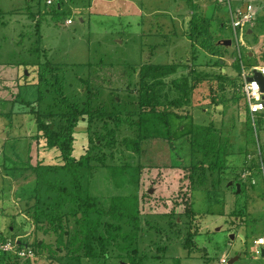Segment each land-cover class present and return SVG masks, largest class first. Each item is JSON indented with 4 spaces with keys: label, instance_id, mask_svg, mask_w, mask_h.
I'll use <instances>...</instances> for the list:
<instances>
[{
    "label": "rangeland",
    "instance_id": "374dc122",
    "mask_svg": "<svg viewBox=\"0 0 264 264\" xmlns=\"http://www.w3.org/2000/svg\"><path fill=\"white\" fill-rule=\"evenodd\" d=\"M62 2L61 9L54 12L59 0H0V231L12 228L9 239L0 240L2 255H17L20 261L15 264H30L26 262L29 258H38L40 264H131L128 257L138 247L137 258L144 259H137V264H264L261 250L257 251L261 246L253 244L254 238L264 235V117L258 118L255 126L241 86L242 67L250 72L254 65H264V0ZM231 8L252 14L241 45L230 22ZM220 23L224 24L222 28ZM224 39L232 43L225 45ZM47 60L58 73L66 98L82 107L88 99L85 83L92 80L95 90L99 89L93 106L110 110L115 105L114 96H120L122 105L118 108L125 113L131 111L135 115L131 119L143 112L139 107L142 87L138 75L142 64L176 65L177 70L165 78L168 87L163 89L170 99L180 96L179 91L168 89L176 85L175 81L187 82L189 88L198 83L191 91L190 102L175 106L167 116L181 155H173L168 139L157 138L145 143L140 160L121 143L123 136H135L125 125L112 148L103 142L95 149L96 127L89 131L85 119L74 130L73 154L80 157L89 145L92 150V169L82 170L85 195L99 196L100 205L107 209L113 195L138 192L142 214L150 224L142 220L141 234L131 243L129 252L121 249L129 244L121 233L134 230L133 226L126 222L121 227L113 225L118 232L114 237L108 217L103 219L100 238L94 243L95 257H89L84 249L74 250L78 246V225L72 216L65 219L70 234L64 250L38 253L34 246L40 240L53 249L58 245L54 227L46 232L43 219L37 224L30 215L36 208L52 210L58 194L48 191L46 195L42 189L41 199H30L28 192L36 181L28 167L39 162L60 164L62 159L56 151H46L43 132L33 133L37 123L27 113L31 104L22 106L18 97L22 100L19 91L25 64L29 65V75H36L32 64L40 63L43 71ZM50 77L45 74L43 78ZM41 88L44 97L40 104L34 103L38 101V89H29L24 96L38 108L36 116L64 110L65 103L63 107L54 105L60 93ZM199 124L214 132L215 154L225 145L226 160L222 163L216 155L210 156L199 169L192 190L188 180L182 184L184 173L178 163H190L193 153L189 138ZM88 132L93 137L90 144ZM202 158V152H197L195 161ZM139 161L144 164V172L138 190L130 183L118 186L115 179H110L107 166L136 165ZM59 175V183L70 186L71 176L64 170ZM18 182L28 189L18 188ZM237 183L241 184L240 191ZM73 208L78 204L67 202L61 213H70ZM172 211L174 217L188 214L170 226ZM191 211L197 213L194 219ZM190 226L195 234L194 248L186 246ZM223 258L227 261L222 262ZM0 264L10 263L0 258Z\"/></svg>",
    "mask_w": 264,
    "mask_h": 264
},
{
    "label": "trees",
    "instance_id": "16d2710c",
    "mask_svg": "<svg viewBox=\"0 0 264 264\" xmlns=\"http://www.w3.org/2000/svg\"><path fill=\"white\" fill-rule=\"evenodd\" d=\"M62 6L63 2L62 0H59V3L55 5L52 11L58 12ZM194 7L197 8V6ZM223 25V23H220L221 28ZM248 56H250V54ZM32 65L37 73L36 75H29V65L28 63L25 64L28 72H26L25 69L22 70V78L24 79V82L21 85L19 91V93H22V100L18 97V101H23L20 103L22 106H26L28 103L31 104V106H28L27 113L32 114L35 117V122L37 123V127L34 129L33 133L37 135L39 132H43L48 147H56L60 151V157L62 159L61 164H43L39 162L35 166L30 165L28 167L30 168L31 173L36 181L32 188L30 187L32 192H28L30 199L39 200L42 189H45V194L48 191L58 194L56 198V206L52 210L46 208H40L41 210H39L36 208V213L30 214L31 219L37 224L43 219L42 228L46 232H49L50 228L54 227V232H56L57 235L56 237L58 245L53 249L52 247L46 245L44 240H40L37 242V244H34V246L36 245L38 253H41L45 249H47L50 254H55L64 250L68 243L66 236L70 234L68 222L65 223V219H69L72 216L74 218V224L78 225V229L75 233V241H78V246L74 250L77 251L79 249H84L89 257H95L96 252L94 243L97 237L100 238V229L103 224V219L108 217L111 220L108 224V227H111L110 232L114 237H118V232L112 229L113 225H118V227H121L122 222H126L133 226L134 230L121 233V236L129 241V244L124 245L121 247V249L129 252L131 243L135 242L141 234L143 229L141 223L142 220H144V224L149 223L142 214L138 192L128 195H113L110 206L107 209H104L100 205L99 196L85 195L86 188L84 185L82 170L88 169L90 171L92 169V150L90 149L89 145V148H87L86 152L80 157L73 154V143L75 140L74 130L79 126L80 122L85 119L87 121L88 130L93 132L95 126L96 128L93 133L94 135L98 136V140L102 141L101 144H98V140H95V149L101 148L103 142L107 148H112L118 143L119 132L122 130V126L125 125L129 128V130L135 133V136H123L121 138V143L122 145H125V148L131 152V155H139L140 160H142L141 155L144 153L143 148L145 143L151 139L157 138L168 139L172 146L171 149L173 155H181L179 151H177V144L175 142L176 136L171 133L167 116H169V112H172V108L175 106H182L184 103L190 102L191 91L198 85V83L195 81L192 88H189L187 82L184 84H179L177 81H175L176 85H172L168 89L169 91H171V89L179 91L180 96L170 99L169 96L167 97L166 93L163 92V89L165 86L168 87L165 82V78L177 70L176 65H155L152 63L142 64L139 66L138 75L140 77V84L142 87L139 107L143 109V112L137 115L138 118L131 119L132 117H135L131 111H127L130 113H125L122 112V109L118 108L120 105H122L120 104L121 101L119 102L118 100V97L120 96H114L112 101L115 105L110 110L100 105L96 107L93 106V99L96 95H98L99 89L95 90L92 85V80H90L91 82L86 81L85 83L84 90L88 92V99L84 102V105L80 107L78 103L66 98L63 95V84L59 79V75L56 72L54 66L49 60H47L44 64L43 71L41 69L40 63L37 65L33 63ZM133 68L138 69L137 67ZM131 72L133 73L134 70ZM44 73L51 74L50 79L48 78L47 80V78H43L45 75ZM221 75L222 74H220V77H222ZM241 79V84H243V78L241 77ZM42 86H44L48 92L51 91V88H53L55 93H60L58 96L61 98L56 97L55 99H57V102L54 105L63 107L65 103L64 110H61V112H53L54 110H50L48 114L36 116L35 113L36 109L38 108L32 106L33 100L27 96L25 101L24 96L25 94H29V89L36 88V91L37 89L39 91V97L37 99L38 101L34 103L40 104L42 102L41 98L44 97L41 95ZM98 87L100 88V86ZM27 99L29 101H27ZM117 102L119 104H116ZM247 109L249 112L248 104ZM23 113L26 112H18L16 114L24 115ZM0 116L2 117V114H0ZM250 127L253 128L251 122ZM102 130L103 132H106L103 133ZM101 132L103 134H101ZM90 134L92 133H89V144L93 141V137ZM214 136L215 134L212 132L211 128L205 127L201 124L197 125L196 130L189 138L193 153L190 163L188 165L184 164L182 161L178 163L184 173L181 178L182 184L185 183V180H188L189 186L192 190L195 187L194 182L199 169L204 168V165L207 163V160L210 156L216 155L215 159L219 160L220 162L222 161V163H224L226 160L225 145H222L219 152L215 154ZM199 151L202 152L203 158L201 160L195 161V156ZM177 159L180 160L178 157ZM107 168L110 170V179H115L118 186H125L126 184L130 183L129 185L134 190L139 189L140 178L144 172V164L142 161H139L136 165L124 163L120 166H107ZM63 170L71 176L70 186L59 183V173ZM223 170L224 168L221 170L222 174ZM50 174H53L54 178H51ZM18 184V188L24 187L23 183L18 182ZM181 187L183 188V186ZM24 188L28 189L26 187ZM21 195L24 194L22 193ZM29 201L26 202L27 205H29ZM67 202L77 203L78 208H73L70 213L65 212V214H62L61 212H63V206ZM186 214H188V212L181 213L177 217H174L172 211L170 215V226L175 223L178 224V218L181 215L187 216ZM196 214L197 213H194V211H191L189 215H191V218L194 219ZM193 223L194 221L192 224ZM114 227L116 228V226ZM153 227L154 225H151V228ZM191 229L192 227L190 226V230L188 231L187 235L188 241L186 246H191V248H194L195 234ZM6 230V232L2 230L0 231V240L7 241L9 239L8 233L12 231V228L8 226ZM18 243L22 244L21 246L24 244V246L28 247V245H25L23 240H18ZM101 247L105 249L106 244L102 242ZM137 253L140 254L138 247H135L133 252L128 257L131 264L139 263L137 259H144L143 256H139V258H137ZM0 258L10 264H15L20 261L19 257L14 255L12 252H7L2 255L0 251ZM26 262L30 264H40L38 258H29L28 261L26 260Z\"/></svg>",
    "mask_w": 264,
    "mask_h": 264
},
{
    "label": "built area",
    "instance_id": "2783aa9c",
    "mask_svg": "<svg viewBox=\"0 0 264 264\" xmlns=\"http://www.w3.org/2000/svg\"><path fill=\"white\" fill-rule=\"evenodd\" d=\"M51 2V0H49ZM252 14L245 13L243 10L239 9L237 11H233L231 8V25L235 29V33L237 34L238 43L244 44L243 33L245 29V25L251 19ZM71 22V20H69ZM240 32V33H239ZM258 70L264 74V65L262 66H253L252 70L248 72L244 67L242 69V78L243 84L242 89L243 93L246 96L247 104L249 108V112L253 119V122L256 126L257 119L261 116L264 117V92L261 90V86L258 80L253 79L249 80V77L254 76L255 71ZM262 117V118H263ZM253 244L256 246H264V235L254 238ZM261 249L257 250L260 252ZM227 259L223 258L222 262H226Z\"/></svg>",
    "mask_w": 264,
    "mask_h": 264
},
{
    "label": "water",
    "instance_id": "95a60500",
    "mask_svg": "<svg viewBox=\"0 0 264 264\" xmlns=\"http://www.w3.org/2000/svg\"><path fill=\"white\" fill-rule=\"evenodd\" d=\"M249 32H252V30L250 29ZM223 43L225 45L231 44L232 40L231 39H224ZM222 61L223 60H221V62ZM26 72H28V70H26ZM253 79H256V80L259 81L260 86H261V90L264 92V74L262 72L256 70L254 76L249 77V80H253ZM229 183L232 184L233 180H231ZM237 188H238V191H240V189H241V184L240 183H237ZM261 255L264 256V246L261 248ZM230 262H233V259L230 260Z\"/></svg>",
    "mask_w": 264,
    "mask_h": 264
},
{
    "label": "crops",
    "instance_id": "0c3cea01",
    "mask_svg": "<svg viewBox=\"0 0 264 264\" xmlns=\"http://www.w3.org/2000/svg\"><path fill=\"white\" fill-rule=\"evenodd\" d=\"M253 54V53H251ZM48 153L49 152H53V151H56V153H58V156L60 155V151L56 148V147H48V149L46 150ZM54 153V152H53ZM61 158V157H59ZM61 164V163H60Z\"/></svg>",
    "mask_w": 264,
    "mask_h": 264
}]
</instances>
